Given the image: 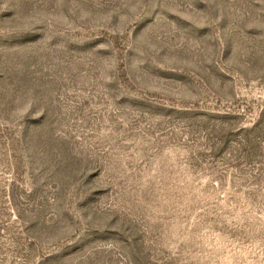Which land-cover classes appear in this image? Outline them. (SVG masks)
Segmentation results:
<instances>
[{
  "label": "rangeland",
  "instance_id": "obj_1",
  "mask_svg": "<svg viewBox=\"0 0 264 264\" xmlns=\"http://www.w3.org/2000/svg\"><path fill=\"white\" fill-rule=\"evenodd\" d=\"M0 264H264V0H0Z\"/></svg>",
  "mask_w": 264,
  "mask_h": 264
}]
</instances>
